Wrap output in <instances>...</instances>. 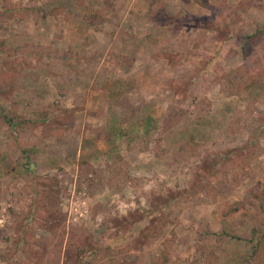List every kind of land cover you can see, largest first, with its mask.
I'll list each match as a JSON object with an SVG mask.
<instances>
[{
  "label": "rangeland",
  "instance_id": "rangeland-1",
  "mask_svg": "<svg viewBox=\"0 0 264 264\" xmlns=\"http://www.w3.org/2000/svg\"><path fill=\"white\" fill-rule=\"evenodd\" d=\"M90 248L264 264V0H0V264Z\"/></svg>",
  "mask_w": 264,
  "mask_h": 264
},
{
  "label": "trees",
  "instance_id": "trees-1",
  "mask_svg": "<svg viewBox=\"0 0 264 264\" xmlns=\"http://www.w3.org/2000/svg\"><path fill=\"white\" fill-rule=\"evenodd\" d=\"M207 6H210L208 3ZM243 45L245 46V42H243ZM94 252L95 249L90 248V249H80L79 253L77 254V259L75 264H91L93 257H94Z\"/></svg>",
  "mask_w": 264,
  "mask_h": 264
}]
</instances>
